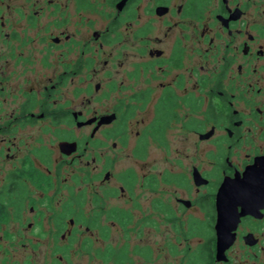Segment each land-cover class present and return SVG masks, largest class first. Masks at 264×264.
<instances>
[{"label":"flooded vegetation","instance_id":"flooded-vegetation-1","mask_svg":"<svg viewBox=\"0 0 264 264\" xmlns=\"http://www.w3.org/2000/svg\"><path fill=\"white\" fill-rule=\"evenodd\" d=\"M100 24L106 29L84 33ZM124 24L127 101L88 117L84 74L110 71L108 60L98 67L97 53ZM176 123L198 146L222 139L220 164L199 161L203 148H196L188 166L153 175L137 161L119 170L112 154L131 137L130 157L143 161ZM88 180L95 186L89 216L76 211ZM137 187L158 193L159 214L205 219L206 226L188 220L189 230L212 232L215 258L224 203V261L215 263L264 264V0H0V230L10 209L19 220L25 203L40 201L59 203L48 217L63 240L77 223L86 234L106 229L104 218L128 225L133 206L107 212L104 203L130 202Z\"/></svg>","mask_w":264,"mask_h":264},{"label":"rangeland","instance_id":"rangeland-1","mask_svg":"<svg viewBox=\"0 0 264 264\" xmlns=\"http://www.w3.org/2000/svg\"><path fill=\"white\" fill-rule=\"evenodd\" d=\"M98 29L105 30L106 26L100 24V26L85 27L84 33L89 36ZM116 33L117 36L112 38V43L97 53L98 64H100L98 67H103V63L108 60L111 65L110 71L102 72L100 70L94 74L90 69L84 74L85 112L88 117L92 116L95 110L102 113L112 109L117 101H127L124 97L128 92L127 65L119 66L120 62H125V41L124 45L122 43L126 36L125 24ZM114 38L121 39L116 41ZM98 83L102 84L103 89L100 94L95 92V85ZM108 92L109 96H106L105 94ZM89 100H92V104H88ZM149 117L147 122L150 120ZM141 118L142 115L136 116L134 123ZM141 128L142 126H140V130ZM91 131L90 128L84 130L85 141L90 138ZM97 139L106 142L104 134H99ZM51 140L53 143L58 142V138L53 137ZM219 140L222 139L198 146L196 145L198 137L192 134L189 129L176 123L175 129L168 133L166 139L163 137V140L159 142L162 145L151 144L145 160L130 157L135 146V137H131L129 146L117 149L112 157L117 156L116 166H119V170H125L130 163L141 161L150 164L146 170H142L143 174L156 175L164 168L174 166L177 162L181 166H188L194 162L196 148L200 150L203 148L204 155L198 157L199 161H202V157L205 156L206 161H212L218 166L220 164L218 157L221 152ZM112 142L107 143L106 153L111 150ZM211 149L212 151L209 152ZM53 157L58 158L57 152L53 151ZM9 166L6 165V167ZM89 180L81 184L86 188L85 206L76 209L77 212L86 213L88 216L91 215L90 202L95 192L94 184L87 187V183L92 181ZM169 189H172V186ZM133 197L130 202L119 196L117 199H108L104 203V209H107V212L113 208L125 210L128 206L130 209L133 206L131 223L128 225L123 222L122 226L117 223L112 226L113 218H104L102 225L106 229L98 231L93 226L90 234H86V225L82 227L79 225L81 223H77L74 233L65 240L61 237L63 232L58 233L59 235L52 232L55 229V221L51 222V218L48 217L59 210L57 201L25 203L23 209L28 208L24 212V217L19 220L15 218L12 209H10V217H4L1 220L4 222V228L0 230V264H199L198 258L202 255L200 250L211 236L209 233L211 231H205L201 236H195V232L189 230V224L191 222L193 225L198 223L206 226V220L188 219L183 215H180V219H171L157 213L152 202L154 199L156 200L158 193H153L149 189L137 187L133 192ZM30 205L36 206L35 208L40 212L31 215ZM146 214L149 216L148 218L144 217ZM44 215L46 216L44 217ZM87 222L90 226L93 225L91 219H87ZM30 224L31 227H29ZM192 229L194 231V227ZM110 247L112 249L108 250ZM121 253L125 255L122 260L118 258V254Z\"/></svg>","mask_w":264,"mask_h":264},{"label":"water","instance_id":"water-1","mask_svg":"<svg viewBox=\"0 0 264 264\" xmlns=\"http://www.w3.org/2000/svg\"><path fill=\"white\" fill-rule=\"evenodd\" d=\"M221 205V206H220ZM216 262L224 261V203L218 206Z\"/></svg>","mask_w":264,"mask_h":264},{"label":"trees","instance_id":"trees-1","mask_svg":"<svg viewBox=\"0 0 264 264\" xmlns=\"http://www.w3.org/2000/svg\"><path fill=\"white\" fill-rule=\"evenodd\" d=\"M200 231H201V233H199V232L197 233L198 236L200 234H202V230H200ZM200 251H201L200 254L202 253V255L200 258H198L200 261L199 264H216L215 263L216 258H215V240H214V238L213 239L209 238L207 243L202 246ZM118 258L120 260H122L123 258H125V255L123 253H121L120 255L118 254Z\"/></svg>","mask_w":264,"mask_h":264}]
</instances>
